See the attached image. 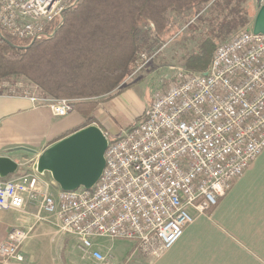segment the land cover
Returning a JSON list of instances; mask_svg holds the SVG:
<instances>
[{
    "label": "built area",
    "instance_id": "obj_1",
    "mask_svg": "<svg viewBox=\"0 0 264 264\" xmlns=\"http://www.w3.org/2000/svg\"><path fill=\"white\" fill-rule=\"evenodd\" d=\"M72 2L0 0V29L31 42L52 36ZM30 99L47 102L56 116L73 110L67 98ZM141 116L117 138L104 132L105 165L93 187L51 192L32 164L0 179V209L32 208L35 222L53 216L60 232L79 237L83 255L106 264L111 255L95 247L97 239L133 240L159 255L264 148V34L241 30L217 46L206 71L177 70ZM32 228H10L1 264L23 262Z\"/></svg>",
    "mask_w": 264,
    "mask_h": 264
},
{
    "label": "trees",
    "instance_id": "obj_2",
    "mask_svg": "<svg viewBox=\"0 0 264 264\" xmlns=\"http://www.w3.org/2000/svg\"><path fill=\"white\" fill-rule=\"evenodd\" d=\"M245 1L73 0L52 36L31 42L0 29V83L24 77L44 97L71 100L73 110L83 119L79 128L97 123L100 105L141 79L129 81L142 56H149V41L138 38L142 23L149 24L153 36L163 41L173 22L172 14L195 9L205 28L198 25L201 40L183 65L189 71L204 72L220 42L252 24L256 10L245 6ZM24 93H11L0 86V95Z\"/></svg>",
    "mask_w": 264,
    "mask_h": 264
},
{
    "label": "crops",
    "instance_id": "obj_3",
    "mask_svg": "<svg viewBox=\"0 0 264 264\" xmlns=\"http://www.w3.org/2000/svg\"><path fill=\"white\" fill-rule=\"evenodd\" d=\"M129 93L133 94L132 88L114 98ZM30 96L33 93L0 95V155L27 162L28 166V159L35 160L44 148L64 132L79 128L83 121L74 110L71 112L78 117H68L69 113L56 116L47 102H33ZM102 104L99 113L104 111ZM147 106L138 105L137 118ZM46 180L54 192L55 182L51 177ZM33 212L32 208L26 213L0 209V242L12 227L33 226L22 244L23 262L8 264H106L83 255L75 235L60 232L53 216L49 221L35 222ZM95 243L103 254L111 255L109 264H264V148L217 203L204 213L194 214L179 239L156 257L144 254L133 240L101 238Z\"/></svg>",
    "mask_w": 264,
    "mask_h": 264
},
{
    "label": "rangeland",
    "instance_id": "obj_4",
    "mask_svg": "<svg viewBox=\"0 0 264 264\" xmlns=\"http://www.w3.org/2000/svg\"><path fill=\"white\" fill-rule=\"evenodd\" d=\"M246 5L257 11L258 0H246ZM172 18L173 22L166 30L167 32L163 36V41L162 38L157 39L153 36L149 24L142 23L140 25L138 38L140 41L148 40L151 45L150 49H148L149 56H142L140 67L129 79V81H134L141 78L140 81L131 87L133 94L129 93L126 97L119 96L102 104L104 108L103 113H99L97 110V122L100 124L98 126H103L109 130V138L119 137L123 130L129 129L143 120L142 118H137L138 105L143 104L147 106L155 95L162 92L168 86L176 71L180 68H185L183 65L185 57L196 49L201 40L202 36L200 30L198 31V25L201 29H204L205 23L198 22L197 11L195 9L187 10L183 15L172 14ZM191 23L192 25H196L197 29L189 25ZM250 27L252 30V24H250ZM12 79L13 82L11 79H8L1 82L0 86L11 93L19 90L20 92H25L24 94L31 92L33 95H41L39 88L29 83L24 77L18 76ZM68 117L78 116L73 111L69 112ZM28 161H30L31 165L35 162L32 159H28ZM28 165H24V168L23 166H19V170L22 168L27 169ZM42 177L46 180L50 176L48 173H45ZM59 188L55 183L53 186L54 192ZM75 237L79 241V237ZM77 239H75L76 242ZM142 252L149 256H155L144 251Z\"/></svg>",
    "mask_w": 264,
    "mask_h": 264
},
{
    "label": "water",
    "instance_id": "obj_5",
    "mask_svg": "<svg viewBox=\"0 0 264 264\" xmlns=\"http://www.w3.org/2000/svg\"><path fill=\"white\" fill-rule=\"evenodd\" d=\"M252 31L264 34L262 0H258ZM107 145L108 138L104 131L96 123H91L44 148L35 159L34 169L40 175L48 173L63 190H75L79 187L89 189L95 185L103 171ZM18 167V161L7 155H0V179L15 173Z\"/></svg>",
    "mask_w": 264,
    "mask_h": 264
},
{
    "label": "bare ground",
    "instance_id": "obj_6",
    "mask_svg": "<svg viewBox=\"0 0 264 264\" xmlns=\"http://www.w3.org/2000/svg\"><path fill=\"white\" fill-rule=\"evenodd\" d=\"M42 96H43V95H42ZM101 179H102V173H101V175H100V177H99L98 180H101ZM49 188H50V187H49ZM57 192H61V194H69V190H63V189H61V188H59Z\"/></svg>",
    "mask_w": 264,
    "mask_h": 264
}]
</instances>
